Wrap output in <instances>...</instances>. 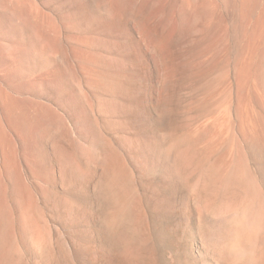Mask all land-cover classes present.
I'll list each match as a JSON object with an SVG mask.
<instances>
[{"label": "rangeland", "instance_id": "1", "mask_svg": "<svg viewBox=\"0 0 264 264\" xmlns=\"http://www.w3.org/2000/svg\"><path fill=\"white\" fill-rule=\"evenodd\" d=\"M0 264H264V0H0Z\"/></svg>", "mask_w": 264, "mask_h": 264}]
</instances>
